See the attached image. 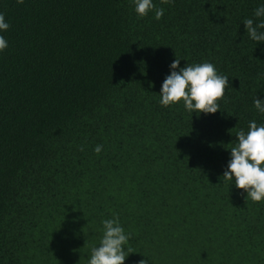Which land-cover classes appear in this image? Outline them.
Wrapping results in <instances>:
<instances>
[{"label": "trees", "instance_id": "16d2710c", "mask_svg": "<svg viewBox=\"0 0 264 264\" xmlns=\"http://www.w3.org/2000/svg\"><path fill=\"white\" fill-rule=\"evenodd\" d=\"M153 4L0 0V264H89L106 219L124 264H264V200L223 178L264 126V0ZM176 58L229 78L216 113L160 103Z\"/></svg>", "mask_w": 264, "mask_h": 264}, {"label": "clouds", "instance_id": "9594fccd", "mask_svg": "<svg viewBox=\"0 0 264 264\" xmlns=\"http://www.w3.org/2000/svg\"><path fill=\"white\" fill-rule=\"evenodd\" d=\"M23 4L24 0H16ZM173 0H161L163 4L172 3ZM135 11L139 17L147 16L155 10V19L160 20L164 15L163 8H155L153 0H134ZM255 17H264V5L254 10ZM244 27L249 37L256 41H264V19L259 23L249 18L244 20ZM10 25L5 22L4 14L0 13V30H8ZM8 47L6 39L0 35V52ZM180 66V59L176 58L170 68L161 90L160 103L165 106L178 104L181 101L191 113H216L220 109L218 101L225 95L229 86V78L219 75L212 63ZM179 68V71L176 69ZM151 86V82H150ZM254 106L264 113V101L254 100ZM236 136L238 144L231 148V159L223 173L226 181L234 179L239 189L247 192L253 202L264 200V126H257L255 121H250L247 134L240 130ZM103 146L97 145L94 151L99 154ZM104 233L98 247L92 249L89 264H124L126 259L124 245L127 244L129 235L118 219H106L103 222ZM140 264H146L144 260Z\"/></svg>", "mask_w": 264, "mask_h": 264}]
</instances>
